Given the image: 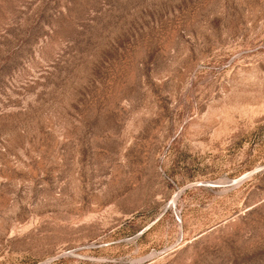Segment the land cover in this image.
Segmentation results:
<instances>
[{
    "label": "rangeland",
    "instance_id": "374dc122",
    "mask_svg": "<svg viewBox=\"0 0 264 264\" xmlns=\"http://www.w3.org/2000/svg\"><path fill=\"white\" fill-rule=\"evenodd\" d=\"M0 264H264V0H0Z\"/></svg>",
    "mask_w": 264,
    "mask_h": 264
}]
</instances>
